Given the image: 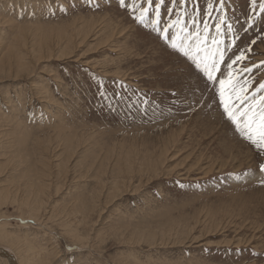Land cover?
I'll list each match as a JSON object with an SVG mask.
<instances>
[{"label":"rangeland","instance_id":"374dc122","mask_svg":"<svg viewBox=\"0 0 264 264\" xmlns=\"http://www.w3.org/2000/svg\"><path fill=\"white\" fill-rule=\"evenodd\" d=\"M259 2L224 13L253 90ZM221 112L119 0H0V264H264V176Z\"/></svg>","mask_w":264,"mask_h":264},{"label":"snow or ice","instance_id":"6c2138e0","mask_svg":"<svg viewBox=\"0 0 264 264\" xmlns=\"http://www.w3.org/2000/svg\"><path fill=\"white\" fill-rule=\"evenodd\" d=\"M186 2L168 0L167 21L162 19L161 13L166 0H142L139 6L136 0L131 5H127L126 0H119V5L128 7L138 24L150 28L168 48L189 63L193 72L203 80L205 89L212 93L216 106L222 109V116L255 150L259 159V174L264 176V82H259L253 90L254 80L240 78L242 73H251L252 68L235 67L248 59L245 53L251 52V46L239 50L234 57L228 55L239 34L235 33L230 42H225L224 29L234 33L233 25L227 22L224 15L227 0H207L205 15L210 17L213 12L219 13L214 25L215 35L211 34V26L200 15L198 0H193L192 28L189 29L181 18L187 14L184 8ZM250 5L252 11H256L257 0H250ZM258 8L264 13V0H260ZM255 43V40L251 41V44ZM260 66H264V62L257 67ZM261 183L264 184V179Z\"/></svg>","mask_w":264,"mask_h":264},{"label":"bare ground","instance_id":"6f19581e","mask_svg":"<svg viewBox=\"0 0 264 264\" xmlns=\"http://www.w3.org/2000/svg\"><path fill=\"white\" fill-rule=\"evenodd\" d=\"M25 66V65H24Z\"/></svg>","mask_w":264,"mask_h":264}]
</instances>
